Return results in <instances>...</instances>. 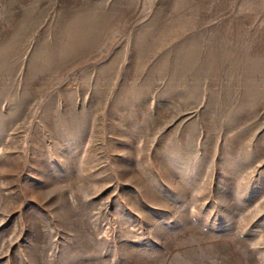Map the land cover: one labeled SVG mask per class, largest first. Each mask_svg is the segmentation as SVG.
I'll return each instance as SVG.
<instances>
[{"label": "rangeland", "instance_id": "obj_1", "mask_svg": "<svg viewBox=\"0 0 264 264\" xmlns=\"http://www.w3.org/2000/svg\"><path fill=\"white\" fill-rule=\"evenodd\" d=\"M0 264H264V0H0Z\"/></svg>", "mask_w": 264, "mask_h": 264}]
</instances>
